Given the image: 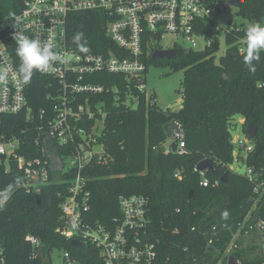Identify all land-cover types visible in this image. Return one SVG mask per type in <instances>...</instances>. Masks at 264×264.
<instances>
[{
	"label": "trees",
	"instance_id": "16d2710c",
	"mask_svg": "<svg viewBox=\"0 0 264 264\" xmlns=\"http://www.w3.org/2000/svg\"><path fill=\"white\" fill-rule=\"evenodd\" d=\"M205 1L215 3L219 12L227 0ZM19 6L18 0H0V22L11 18ZM236 8L244 22L239 24L243 28L238 37L244 36L250 23L264 24V0H238ZM74 16L68 25L72 42L73 36L82 32L89 52L102 51L105 37L101 15ZM198 29L213 38L210 48L191 51L177 46L172 60L152 59L151 52L145 58L146 76L151 65L166 66L172 73L183 71L181 108L161 110L156 103L149 105L142 100L134 110L110 109L99 139L110 162L88 172L92 215L103 223L119 216L120 196L147 198L144 240L153 246L159 264H216L218 250L223 253L231 232L250 210V184L230 169L236 117L243 119V132L247 125L257 128L255 157L264 167V90L257 88L264 80V52L260 61L253 62L256 71L250 72L237 52L234 35L224 34L226 51L218 58L220 30L216 23L211 21ZM47 80L32 76L29 81L30 103L35 110L50 92ZM172 122L182 125L186 155L165 150ZM25 123L23 115L3 117L0 131L16 134ZM205 159H211L219 172H207L210 186L206 188L194 171ZM9 169L6 172L0 165V264H52L54 250L68 252L80 264H96L99 251L95 247H72L71 240L61 234L64 220L60 204L66 197V186L54 183L39 193H27L22 171L15 164ZM177 170L180 178L174 176ZM223 174L227 175L226 183L220 181ZM225 210L229 213L226 220L221 215ZM258 215L264 217L263 212ZM27 237L36 239L38 245H32ZM210 239L215 252L208 248Z\"/></svg>",
	"mask_w": 264,
	"mask_h": 264
},
{
	"label": "built area",
	"instance_id": "2783aa9c",
	"mask_svg": "<svg viewBox=\"0 0 264 264\" xmlns=\"http://www.w3.org/2000/svg\"><path fill=\"white\" fill-rule=\"evenodd\" d=\"M18 1L15 14L0 22V71L8 74V79L0 82V124L3 117L17 115H23L26 123L16 134L0 131V165L6 172L11 164L22 171L27 193H39L42 187L54 183L66 186V197L60 204L64 220L61 234L95 247L99 251L96 264H159L153 246L144 240L147 198L120 196L119 216L103 223L92 215L88 172L110 162L99 141L110 109L134 110L142 100L149 105L155 103L145 86V58L155 50L177 46L191 51L210 48L213 38L198 27L213 21L217 5L205 0ZM83 13L101 15L105 39L100 52L80 53L73 45L68 25L74 15ZM242 28L231 23L224 31L236 37L234 45L241 56L243 37L238 34ZM15 32L51 44L60 57L47 71L32 75L47 78L50 90L38 110L30 103L29 82L23 83L14 75L19 64L14 51ZM166 36L175 38L172 44H163ZM198 39L203 40L201 48ZM257 88L264 90V80L257 83ZM170 129L164 144L166 152H171L170 146L175 143V153L186 155L182 125L172 122ZM243 133L245 139L237 140L233 158L245 166L241 176L250 184L252 206L231 232L223 253L218 250L216 264H229V257L235 264H264V217L258 215L264 213V167L255 157V138ZM57 162L61 169L52 171L51 165ZM207 172H197L204 188L210 186ZM174 176L180 178V171ZM27 240L38 245L32 237ZM207 245L213 248V239ZM63 261L80 264L68 252L63 253Z\"/></svg>",
	"mask_w": 264,
	"mask_h": 264
},
{
	"label": "clouds",
	"instance_id": "9594fccd",
	"mask_svg": "<svg viewBox=\"0 0 264 264\" xmlns=\"http://www.w3.org/2000/svg\"><path fill=\"white\" fill-rule=\"evenodd\" d=\"M13 40L15 42V56L19 61L18 66L14 69V75L17 80L23 83H28L34 72H45L51 67L53 61L60 59L58 54L52 50L51 44L44 43L39 39L15 32ZM73 42L79 48L80 53L89 52L87 41L82 32H77L73 36ZM239 51L243 54V62L248 70L254 73L256 65L253 62L260 61L261 52H264V24L252 22L246 27L243 46ZM7 79V71H0V82ZM221 215L226 220L229 213L225 210Z\"/></svg>",
	"mask_w": 264,
	"mask_h": 264
},
{
	"label": "rangeland",
	"instance_id": "374dc122",
	"mask_svg": "<svg viewBox=\"0 0 264 264\" xmlns=\"http://www.w3.org/2000/svg\"><path fill=\"white\" fill-rule=\"evenodd\" d=\"M212 20L216 23L220 32L218 33V54L219 58L226 51V42L224 31L228 22L235 25L244 23L241 18L237 16L236 6H229L225 11H217L213 14ZM175 38L173 36H166L163 39V44H172ZM199 48L203 46V40H197ZM182 80L183 71L172 73L166 66L151 65L146 76L145 86L148 93L154 94L156 106L161 110L177 111L182 105ZM236 128L231 133V139L234 148L237 147V140L245 139L242 121L240 117L235 118ZM231 171L239 175L244 174L245 166L239 161H233L230 166ZM52 264H67L63 261V251L54 250L51 255Z\"/></svg>",
	"mask_w": 264,
	"mask_h": 264
},
{
	"label": "water",
	"instance_id": "95a60500",
	"mask_svg": "<svg viewBox=\"0 0 264 264\" xmlns=\"http://www.w3.org/2000/svg\"><path fill=\"white\" fill-rule=\"evenodd\" d=\"M229 6H236L237 7L238 6V0H227L224 3V5L221 6L220 11H225L226 8H228ZM175 54H176L175 49L155 50L152 53L151 58L152 59L172 60L175 58ZM170 133H171V129L168 130V134H170ZM245 133L248 137L255 138L256 134H257V128L255 126H252V125H247L245 128ZM170 147H171V152L175 153L176 152V144L172 143ZM61 167L62 166L59 162L53 163L51 165V170L57 171V170H60ZM202 171H209V172L213 173L214 175H218V173H219L217 166L214 165V163L211 159L202 160L196 165V172H202ZM220 181H221V183H226L227 182V175L226 174L221 175ZM70 244L72 247H77V246L81 245V243L78 242L77 240H72ZM209 250L213 251V248H210ZM228 263L229 264H235L234 258L229 257Z\"/></svg>",
	"mask_w": 264,
	"mask_h": 264
},
{
	"label": "crops",
	"instance_id": "0c3cea01",
	"mask_svg": "<svg viewBox=\"0 0 264 264\" xmlns=\"http://www.w3.org/2000/svg\"><path fill=\"white\" fill-rule=\"evenodd\" d=\"M182 106V105H181Z\"/></svg>",
	"mask_w": 264,
	"mask_h": 264
}]
</instances>
